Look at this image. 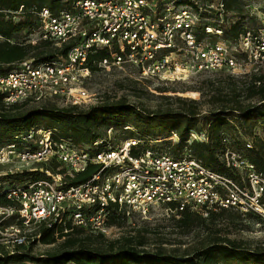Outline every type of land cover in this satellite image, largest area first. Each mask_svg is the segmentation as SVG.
<instances>
[{
    "label": "built area",
    "instance_id": "built-area-1",
    "mask_svg": "<svg viewBox=\"0 0 264 264\" xmlns=\"http://www.w3.org/2000/svg\"><path fill=\"white\" fill-rule=\"evenodd\" d=\"M178 1L161 4V11L152 0H77L69 9L34 11L38 27L27 42L48 40L56 47L69 45V51L54 61L25 59L0 74L3 104L96 105L86 88L91 75L86 65L99 53L104 56L92 61L97 70L131 68L140 78L160 81L264 67V23L228 39L221 24L228 13L221 0L215 6L189 0L170 11ZM210 12L215 23L201 16ZM113 132L108 128L101 139L76 146L53 139L49 130L30 128L0 146V167H7L0 177L29 173L0 183V255L38 241L33 226L43 225L54 235L76 230L107 237L111 216L146 218L155 208L201 217L232 210L264 219V177L246 158L229 150L221 156L238 171L237 182L189 155L174 157L148 145L156 140L114 141ZM190 135L197 140L198 135ZM36 172L42 176L31 175ZM85 172V181L70 184Z\"/></svg>",
    "mask_w": 264,
    "mask_h": 264
},
{
    "label": "trees",
    "instance_id": "trees-1",
    "mask_svg": "<svg viewBox=\"0 0 264 264\" xmlns=\"http://www.w3.org/2000/svg\"><path fill=\"white\" fill-rule=\"evenodd\" d=\"M77 0H0V74L14 69L16 64L25 59H32L35 63L54 61L64 58L69 51V45L56 47L51 41L36 40L35 44L27 39L18 41L21 35L29 36L32 30L38 27V20L34 11L46 7L51 11L69 9ZM226 13L239 11L238 0H221ZM179 5L190 4L189 0H179ZM236 5V6H235ZM22 8L20 9V7ZM20 9V10H19ZM213 13V12H212ZM223 28L225 38L235 39L241 31L239 23H230ZM103 53L88 58L87 67L91 72L97 71L92 61H98ZM251 95L259 99L256 106H244L238 101L234 105H226L211 110L203 116L199 112L198 103L190 100L177 99L179 106L174 111H152L139 108L119 99L115 102H99L96 105L81 107L58 108L45 103L32 105L29 110L19 111L24 104L6 106L0 98V146L12 142L15 135L30 128L49 130L55 140H66L76 146L90 145L92 142L105 136L108 128L123 132L121 138L136 137L141 140H165L169 154L178 157L183 148L189 150V156L213 171L225 175L237 182L240 175L233 167H227L220 157L226 150H234L245 145L237 136H231V143H225L224 131L232 132L238 129L243 135L248 129L247 137L251 140L245 158L253 163L264 177V139L252 135V127L259 120L264 121V76H256L251 82ZM223 101V100H222ZM199 126L204 127L205 139H192L190 134L200 132ZM128 127L127 129H123ZM243 131V132H242ZM176 141L168 138L171 134ZM241 134V135H242ZM247 144V143H246ZM48 168L47 166L44 167ZM40 178V172L32 173ZM29 173L14 175L9 178L25 177ZM89 172L82 173L71 180L70 184H79L85 181ZM7 179V178H6ZM227 212L232 210H220ZM219 212V211H218ZM177 222L181 227L189 228L202 217L189 210L176 213ZM216 215L211 212L210 215ZM257 217V216H256ZM118 216H111L114 223ZM80 233L79 231H72ZM71 232V233H72ZM36 233L38 242L44 245L55 243L67 234L54 235L51 229L43 225L38 226ZM102 237V236H100ZM33 258L28 257V249L20 247L11 255H0V264H22ZM38 264H264V247L250 248L242 243L228 238H221L209 242L196 250L190 256H177L164 253H142L130 245H115L108 243L104 250L90 249L80 246L60 253L48 254L36 258Z\"/></svg>",
    "mask_w": 264,
    "mask_h": 264
},
{
    "label": "rangeland",
    "instance_id": "rangeland-1",
    "mask_svg": "<svg viewBox=\"0 0 264 264\" xmlns=\"http://www.w3.org/2000/svg\"><path fill=\"white\" fill-rule=\"evenodd\" d=\"M201 3L215 6L218 0H200ZM161 11L164 7L161 4H167L168 0H152ZM238 12L228 13L221 23L227 28L230 23L238 22L240 28L255 29L264 23V0H238ZM236 6V5H235ZM182 8L177 3L173 5L172 12ZM170 14V13H169ZM210 23H215L214 12L203 13ZM28 35V34H27ZM21 35L16 38L31 40L34 36ZM242 73V74H241ZM241 73H226L195 75L183 80L160 81L154 79L140 78L135 69L121 68L104 71L98 69L91 72L86 82V88L90 95L94 96L95 104L99 102H115L119 99L139 108H145L152 111H174L179 106V99L186 101H196L199 112L206 116L211 110L220 105H234L238 101L244 106H256L259 99L251 95V82L256 76H264V67L259 70L247 68ZM223 100V101H222ZM227 101V102H226ZM31 104H24L19 107V111L31 109ZM200 132H192L197 136L198 141L205 139L204 127L199 126ZM243 132V131H242ZM246 135L239 132L238 129L232 132L224 131L225 143H231V136H237L245 145L232 150L236 155L245 158L247 153V144L251 145V140ZM252 135L264 139V121L259 120L252 127ZM242 134V135H241ZM123 132L114 130L111 139L117 141L123 136ZM176 136L172 133L168 138L172 143L176 141ZM192 139L190 135V142ZM165 140H156L148 144L155 150L170 153ZM247 143V144H246ZM231 150V149H230ZM229 150V151H230ZM181 154H189L185 147ZM221 159V157H220ZM7 167H0V172L5 171ZM11 176H1L0 183H6V178ZM20 179L19 177L9 180ZM176 213L166 212L163 208H155L146 218H140L137 215L117 219L111 226L112 230L109 236L100 237L88 232L69 233L63 238H59L55 243L44 245L38 241L27 244L28 257L22 264H38L36 258L44 257L48 254H56L62 251L70 250L80 246H87L90 249L106 248L108 243L115 245H130L136 247L142 253H164L177 256H190L196 250L207 245L209 242L221 238L234 239L250 248L264 247V219L252 215H241L237 212H216V215L202 217L189 228L181 227L177 222ZM32 233H36V228L31 227ZM70 264V263H69Z\"/></svg>",
    "mask_w": 264,
    "mask_h": 264
}]
</instances>
